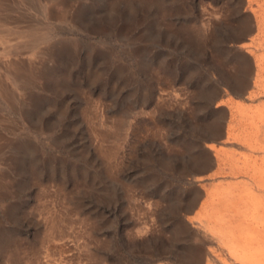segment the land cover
<instances>
[{"label": "rangeland", "instance_id": "374dc122", "mask_svg": "<svg viewBox=\"0 0 264 264\" xmlns=\"http://www.w3.org/2000/svg\"><path fill=\"white\" fill-rule=\"evenodd\" d=\"M0 24V264H240L264 0H0Z\"/></svg>", "mask_w": 264, "mask_h": 264}, {"label": "bare ground", "instance_id": "6f19581e", "mask_svg": "<svg viewBox=\"0 0 264 264\" xmlns=\"http://www.w3.org/2000/svg\"><path fill=\"white\" fill-rule=\"evenodd\" d=\"M0 26H1V24H0ZM257 121V120H256ZM256 123V122H255ZM251 152V151H250ZM256 153V152H255ZM230 157V156H229ZM227 158V157H226ZM243 159V158H242ZM224 160V159H223ZM227 160H229V159H227ZM262 160V159H261ZM220 161V160H219ZM233 162V161H232ZM262 162V161H261ZM220 163V162H219ZM235 163V162H234ZM233 163V164H234ZM258 163H259V159H258ZM226 164V163H225ZM230 164H231V162H230ZM236 165H238L237 163H236ZM234 166V165H233ZM218 167H221L220 165L218 166ZM234 167H236V166H234ZM241 167V166H240ZM257 167V166H256ZM259 167V166H258ZM233 168V167H232ZM231 168V169H232ZM238 169V168H237ZM240 169H242V168H240ZM219 170V169H218ZM233 170V169H232ZM230 171V170H229ZM228 171V172H229ZM240 171H242V170H240ZM239 171V172H240ZM251 171V170H250ZM219 172V171H218ZM243 172V171H242ZM241 172V173H242ZM244 172H246L245 171V169H244ZM240 173V174H241ZM245 174V173H244ZM248 174V173H247ZM249 174H250V172H249ZM225 175V174H224ZM262 176V175H261ZM236 177V176H235ZM241 177V176H240ZM259 177V176H258ZM258 177H254V176H252V178H253V181H252V183L255 185V187H257L258 188V190L260 191V193H261V195H264V181L263 180H261V179H259ZM240 192H238V194H239ZM214 195V194H213ZM224 196V195H223ZM236 196V195H235ZM233 197V196H232ZM234 198V197H233ZM208 198H206V200H207ZM230 199V198H229ZM228 199V200H229ZM220 200V199H219ZM234 200V199H233ZM238 200V199H237ZM231 201V200H230ZM217 202H219L218 200H217ZM223 202V201H222ZM221 202V203H222ZM226 202V201H225ZM220 203V204H221ZM233 203V202H232ZM232 203H230V204H232ZM234 203H236V200H235V202ZM233 203V204H234ZM238 203V202H237ZM237 203H236V205L235 206H238L237 205ZM217 205V204H216ZM216 205H214L213 207H215ZM226 206V205H225ZM225 206H223V207H225ZM229 206V205H228ZM228 206H226V207H228ZM234 206V207H235ZM207 207V206H206ZM212 207V206H211ZM218 207V206H217ZM242 207V206H241ZM240 207V208H241ZM219 208V207H218ZM232 208V207H231ZM235 208H237V207H235ZM235 208H232V210L233 209H235ZM243 208V207H242ZM220 209V208H219ZM218 209V210H219ZM221 211H222V209H220ZM219 210V211H220ZM225 210V209H224ZM227 210V209H226ZM235 211H237V209H235ZM225 212H227V211H225ZM234 212V211H233ZM244 212V211H243ZM238 213V212H237ZM237 213H235V214H237ZM241 213V212H240ZM213 215V214H212ZM221 215V214H220ZM219 215V216H220ZM227 215H228V213H227ZM226 215V216H227ZM238 215V214H237ZM243 215H245V214H243ZM222 216V215H221ZM225 215H223V217H224ZM229 216V215H228ZM232 217H233V215H232ZM240 217V216H239ZM241 217H242V214H241ZM216 218V217H215ZM214 218V219H215ZM221 218V217H220ZM227 218V217H226ZM230 217H228V219H229ZM213 219V220H214ZM224 219V218H223ZM234 219V218H233ZM232 219V221H234ZM228 221V220H227ZM236 221V220H235ZM239 221H241V220H239ZM211 222V221H210ZM217 222V221H216ZM223 222H225V221H223ZM229 222V221H228ZM237 222H238V220H237ZM203 223V222H202ZM212 223V222H211ZM223 224V223H222ZM254 227H255V229H256V231L254 232V234L253 235H249V236H245V241H242L243 240V238L240 240L239 239V235H238V233L237 232H240V231H234L233 233H234V239H233V241H232V239L230 238V236H228L227 238H226V243L224 244L225 245V247L227 248V252L232 256V258H234L235 259V261L237 260L238 262L240 261V264H264V208H260L259 209V212H258V214L255 216V218H254ZM201 225H203V224H201ZM243 225V224H242ZM222 226V225H221ZM239 226H241V225H239ZM247 226V225H246ZM246 226H243V227H246ZM201 227V226H200ZM211 227V226H210ZM259 227H261V230L259 231ZM197 228H199V225L197 226ZM233 228H235V227H233ZM205 229V228H204ZM225 229V228H224ZM229 229V228H228ZM227 229V230H228ZM235 229H237V227L235 228ZM240 229H242V228H240ZM239 229V230H240ZM199 230V229H198ZM200 230L202 231V227L200 228ZM197 231V230H196ZM201 231H200V234H201ZM205 231H207V230H205ZM220 231H221V229H220ZM233 231V230H232ZM242 231V230H241ZM216 232V231H215ZM217 233V232H216ZM215 233V234H216ZM204 234H206V233H204ZM209 234V233H208ZM212 234V233H211ZM219 234V233H218ZM241 234H243V233H241ZM210 236V235H209ZM208 236V237H209ZM212 236V235H211ZM222 236H223V234H222ZM217 237H219V236H217ZM216 237V238H217ZM221 237V236H220ZM221 239H223V238H221ZM225 239V238H224ZM223 239V240H224ZM213 240V239H212ZM215 240V239H214ZM213 240V241H214ZM220 240V239H219ZM217 241H218V239H217ZM216 240H215V242H217ZM221 241V240H220ZM225 241V240H224ZM210 242V241H209ZM221 243H222V241H221ZM217 244V243H216ZM218 247H220L221 246V244L219 245V241H218ZM224 247V248H225ZM221 248H223V247H221ZM226 250V249H225ZM207 259V258H206ZM205 259V260H206ZM211 259V258H210ZM213 260V259H212ZM211 260V261H212ZM231 260V259H230ZM207 261V260H206ZM210 261V260H209ZM213 262V261H212ZM210 264V262H207V263H205V264ZM236 263V262H235ZM212 264V263H211ZM214 264H215V262H214Z\"/></svg>", "mask_w": 264, "mask_h": 264}]
</instances>
